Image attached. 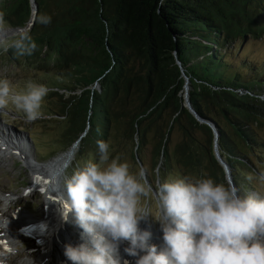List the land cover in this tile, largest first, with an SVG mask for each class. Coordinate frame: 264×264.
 <instances>
[{"label":"trees","instance_id":"trees-1","mask_svg":"<svg viewBox=\"0 0 264 264\" xmlns=\"http://www.w3.org/2000/svg\"><path fill=\"white\" fill-rule=\"evenodd\" d=\"M36 2L35 23L24 30L36 50L0 51L19 87L30 79L49 88L43 117L26 125L64 123L61 152L76 143L98 149L105 140L123 154L130 145L142 163L141 151L150 147L155 169L169 163L184 176L227 183L215 156L216 130L234 185L259 190L249 176L264 174V59H240L235 48L263 39L264 0ZM32 11L31 0H0L7 31L25 29ZM44 14L48 25L39 23ZM177 59L191 81L192 108L207 124L185 106ZM173 130L182 140L172 153Z\"/></svg>","mask_w":264,"mask_h":264},{"label":"clouds","instance_id":"clouds-1","mask_svg":"<svg viewBox=\"0 0 264 264\" xmlns=\"http://www.w3.org/2000/svg\"><path fill=\"white\" fill-rule=\"evenodd\" d=\"M38 20L48 25L52 18ZM5 29L0 16V32ZM36 47L29 31L0 39V51L16 55H32ZM48 93L43 83L29 79L17 90L0 76V110L11 106L26 122L43 117ZM97 146L98 160L89 159L68 176L54 173V190L82 229V243L64 246L71 264H131L121 255L124 242L123 252L135 264H264V191L241 195L212 177L169 176L157 187L158 211L150 212L142 203L151 193L143 170L134 173L129 162L112 156L109 141L98 140ZM253 179L264 185V174ZM149 215L160 224L161 246L149 244L152 231L140 227Z\"/></svg>","mask_w":264,"mask_h":264},{"label":"rangeland","instance_id":"rangeland-1","mask_svg":"<svg viewBox=\"0 0 264 264\" xmlns=\"http://www.w3.org/2000/svg\"><path fill=\"white\" fill-rule=\"evenodd\" d=\"M2 33L5 37H11L13 35L12 33ZM2 33L0 32V34ZM239 45L240 44H238L237 46ZM235 52H239L240 55L242 54L240 56V59H243L244 56H247V58L255 57L264 59V37L261 40L249 39L248 43L245 46L236 47ZM18 75L19 74L15 69L0 64V76L6 78L10 76V78L8 79L10 83H12L17 88V90L22 88L19 87L18 82L16 81L17 78H15ZM95 87L98 88V86ZM26 123L28 122L25 121L23 115L11 106L6 109L0 110V133L5 137L11 139L14 138V140H11V143L13 144L14 141L17 147L20 146V148H22V150L25 152L24 156H26L27 152H30L32 158H34L36 163L45 164L55 157L65 154L68 151L71 152L72 150H75V156L71 163L67 166V170L64 173V176H68L73 172V170L82 167L84 163L89 159H99L98 149L83 151V149H81L82 146L77 143L74 144L72 148L68 149L66 152L60 151L62 146V144L60 143L64 142V140H57V138H59L58 136L60 132L65 127L64 123L57 126L51 124H49L48 126H43V124L41 123L29 126L26 125ZM181 140L182 136L176 130H173L172 135L170 136L169 145L172 153L174 152V146ZM119 150V146H117L116 144L111 145L112 156H118L121 160H126L127 162H129L131 171L134 173L143 170L144 180L147 185L151 187V193L149 194V196L143 198V207L150 212L158 211L156 194L159 182L163 181L169 176L184 175L181 173L180 169L177 166L169 165V163L168 168L167 166L165 167L161 164V168L159 167V169H155V163L150 147L148 148V150L141 151V158L144 161L142 162V166L133 157L130 145H128L127 148L128 154H123L121 153V151L119 153ZM21 154L22 153L15 152L13 150L8 152V155H0V190L5 194L12 193L17 195L19 202L15 205V209L13 208L16 212L18 211L20 213H26L27 216L29 215L33 217H42V215L45 214L43 207L45 195L40 190H35L34 193L28 192L32 184V175L31 170L26 163V159ZM221 166L223 167V165ZM223 170L225 171L224 167ZM225 176L227 183L231 184L226 173ZM253 180L254 185L259 188L260 191H264V185L258 183L256 179ZM238 189L241 195L246 194L245 189L241 187ZM248 192L253 191H250L249 188ZM0 199V202H4L5 200L3 198ZM146 223L149 224L151 228L153 227L152 229H154V231L162 234L159 222L156 221L151 215H149L145 220L141 221L140 224L145 226ZM70 226L75 229L74 222L73 224H70ZM17 242L19 243H17L19 245V255L25 254V251L23 249L29 247V241L24 240L21 242ZM156 243L158 244V246H160L158 242ZM21 251H23L24 253ZM0 252H2V250H0ZM8 252H3L2 254H0L1 260L5 263L10 258L12 261L11 264H15L13 262L15 256L13 254V256H8ZM6 253L8 254L7 257Z\"/></svg>","mask_w":264,"mask_h":264},{"label":"bare ground","instance_id":"bare-ground-1","mask_svg":"<svg viewBox=\"0 0 264 264\" xmlns=\"http://www.w3.org/2000/svg\"><path fill=\"white\" fill-rule=\"evenodd\" d=\"M3 32L13 33L7 30ZM3 38L5 36L2 33L0 39ZM11 140H14V138L5 137L0 133V141L3 142L0 144V155H8V152L13 150L22 153L21 155L26 159L32 175V184L28 192L34 193L35 190L44 189L42 192L45 195L43 203L45 214L42 217H33L27 216L26 213L16 212L14 207L19 202L17 195L5 194L0 190V198L5 199L4 202H0V250H2L0 254L11 252L15 256L13 260L15 264H71L64 255V246L67 243L73 245L82 243V229L75 223V229L70 226V224H73V220L67 201L59 192L54 190V185L57 182L54 173L58 171L65 173L67 166L75 156V150L55 157L45 164H40L35 162L30 152H27L24 156L25 152L22 148L17 147L14 141L12 144ZM37 177L43 179L38 181ZM52 197H55V199H52ZM140 227L152 231L153 237L149 244L158 245L156 243L158 242L160 246L162 245L163 234L154 231L153 227L151 228L147 223L145 226L140 224ZM24 240L29 241V247L23 249L25 254H20V256L17 241ZM126 246L127 242L121 245V255L131 264H135V257L123 252V248ZM11 262L9 258L4 264H11Z\"/></svg>","mask_w":264,"mask_h":264},{"label":"water","instance_id":"water-1","mask_svg":"<svg viewBox=\"0 0 264 264\" xmlns=\"http://www.w3.org/2000/svg\"><path fill=\"white\" fill-rule=\"evenodd\" d=\"M32 2V7H33V11H32V17H31V20H30V23L28 24V26L23 29V30H20V31H24L26 29H29L31 27H33L34 23H35V19H36V14L38 12V4L36 2V0H31ZM19 31H13L12 34H15ZM178 66L180 67L181 69V73L182 75L184 76V79H185V106L190 110V112L197 118L198 121L202 122V123H206L204 120L201 119V117L193 110L192 108V105H191V102H190V98H189V91H190V84H191V81L189 79V77L185 74V71L181 65V62L177 59L176 60ZM207 124V123H206ZM214 128V127H213ZM215 129V128H214ZM214 134H215V156L217 158V160L220 162L221 165H223L224 169H225V173L228 175L227 177H229V180H230V183L234 185L233 183V180H232V176H231V172H230V169H229V166L227 165V163L223 160V158L220 156V153H219V149H218V133L216 132V130H214ZM139 163L141 164L142 166V163L139 161Z\"/></svg>","mask_w":264,"mask_h":264},{"label":"snow or ice","instance_id":"snow-or-ice-1","mask_svg":"<svg viewBox=\"0 0 264 264\" xmlns=\"http://www.w3.org/2000/svg\"><path fill=\"white\" fill-rule=\"evenodd\" d=\"M41 179H43L42 177H37V180L39 181V180H41ZM40 191H44V189L43 188H40ZM52 199H55V197H52ZM65 207H67V205H65Z\"/></svg>","mask_w":264,"mask_h":264}]
</instances>
